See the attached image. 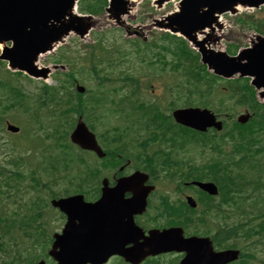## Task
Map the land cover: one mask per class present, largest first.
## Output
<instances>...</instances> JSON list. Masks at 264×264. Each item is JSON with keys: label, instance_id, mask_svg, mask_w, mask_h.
<instances>
[{"label": "water", "instance_id": "95a60500", "mask_svg": "<svg viewBox=\"0 0 264 264\" xmlns=\"http://www.w3.org/2000/svg\"><path fill=\"white\" fill-rule=\"evenodd\" d=\"M78 0H0V43L13 41L12 48L6 47L0 60L9 61L13 70H23L33 76L46 77L49 70H38L35 62L41 53L53 48V43L61 40L70 31L84 37L90 28L89 19L76 14ZM112 7L123 6L126 0H111ZM170 0H158L159 6ZM264 5V0H182L180 12L167 18V24L173 33L184 35L202 55V62L207 64L215 74L225 78L253 77L252 84L258 90L264 88V38L256 36L251 48L242 51L237 57H230L223 51L216 52L206 47L209 36L199 41L198 36L205 34L206 29L212 32L215 26L222 28L219 19L223 14H236L238 7L252 9ZM118 7V8H119ZM83 91V89H80ZM264 98V92L260 94ZM176 121L184 126L206 131L215 127L222 129V123L208 110L182 109L174 113ZM250 115L239 118L246 123ZM17 131L15 128H10ZM74 142L83 148L98 151L101 155L95 136L83 124H79L72 135ZM147 176L137 173L119 182L115 189H105L102 199L96 204L84 203L83 196L53 201L55 207L68 215V223L62 235H56L50 255L58 264H102L107 260L106 254L111 247L125 243L124 239L131 236L133 215L146 208V198L152 188L145 187ZM209 190L212 185H200ZM133 192V197L124 199L126 192ZM119 219V220H118ZM109 220V221H104ZM114 220V223L110 222ZM110 231H112L110 233ZM126 232L123 235V232ZM177 230L167 231L164 245L167 250L179 249ZM106 250H108L106 252ZM123 253L127 259L135 257L134 252ZM106 252V253H105ZM110 256V254H109ZM108 256V257H109ZM39 264H46L44 261Z\"/></svg>", "mask_w": 264, "mask_h": 264}, {"label": "trees", "instance_id": "16d2710c", "mask_svg": "<svg viewBox=\"0 0 264 264\" xmlns=\"http://www.w3.org/2000/svg\"><path fill=\"white\" fill-rule=\"evenodd\" d=\"M104 4H106L105 0H84L83 9L91 13H99L103 10ZM237 22L249 27V29L264 34V18H260L255 14L241 16L237 18ZM173 52L178 64L173 66L172 69L183 73L186 78V86L189 92L186 103H189L194 92L198 94L197 96L204 99L205 96L202 90L208 89L210 92H219L217 95L218 99L211 102V105H217L219 110L226 108L231 103L233 104V110L243 107L255 113L254 119L249 124L240 125L236 121H233L223 134L203 135L181 127L180 130H183V133H174L172 129L171 138L176 139L178 143L189 144L191 142L190 138L200 136L197 142H201L202 147L210 146L213 152L219 155L225 154L223 159L217 160H214V156H212L209 164L200 166V168L211 170L229 168L230 158L226 154L228 153V149L232 150V164L235 178L233 187L234 198L239 197V200L236 199L234 202L235 204L240 203V198L244 194L243 199L245 200L243 201L246 206L242 208V217L244 219L241 220H248V226L243 230L236 228V232H264V211L255 212L251 202L253 201V197L250 194V190H255L256 188L259 196L264 198V105L257 102L255 90L249 85L248 79L225 80L223 88L225 89V93L217 83L219 78L214 76L211 78L206 77V68L200 65L199 56L195 52L190 51L183 43H179ZM99 90L101 91V88ZM101 101V99L97 98L91 99V108H99ZM62 160L64 161L63 166L58 164L59 160L53 161L50 158H41V172H38L36 169H28V175H31L33 182L32 189L36 191V195L35 198L29 195L25 196V203L21 210L9 212L0 207V250L7 254V260L3 262L4 264H24L40 258L37 247H43V244L46 242L45 220L47 219V215L45 211L49 207V203L37 195L38 189H42L41 194L48 192L49 198L55 197L57 194L53 190V187L59 183L58 178L64 175L63 179L66 180V187L63 188L64 192L68 191L67 188L75 185V180H81V176L83 177L82 169L80 172H77L76 168L73 170L71 166V161L73 160L70 157L67 156L66 159ZM81 162L83 161L81 160ZM9 164L16 167L14 172L9 173L14 174L20 180L11 189H15L17 193L22 192L19 191V185H21V180L25 178V174L21 172L20 168L27 167L29 164L23 157L13 158V161ZM153 164L152 168L160 166L157 161H154ZM163 166H170V164L164 160ZM190 167L196 168L198 166L191 165ZM49 170L52 171L50 172ZM5 172H7L6 169L0 172V181H2L0 185L2 186L5 182L1 177H3V173ZM44 176L49 177L45 182L42 179ZM189 178L200 180L206 178V176L202 175L198 177L195 175ZM51 180H53V183H50ZM29 187L31 188V186ZM20 197L22 199V195ZM10 198L12 199L13 197ZM255 201L264 200L257 199ZM16 203L20 202L16 201ZM239 210L241 208H236V211ZM254 220H258V222L256 223ZM50 239L47 243H49ZM34 246H36V250Z\"/></svg>", "mask_w": 264, "mask_h": 264}, {"label": "rangeland", "instance_id": "374dc122", "mask_svg": "<svg viewBox=\"0 0 264 264\" xmlns=\"http://www.w3.org/2000/svg\"><path fill=\"white\" fill-rule=\"evenodd\" d=\"M134 1H135V6H133L131 13L124 17L126 24L125 23L123 24V28L115 26V24L108 18V16L102 15L101 17H96L95 27H94V29L91 30V32L89 33V35L87 36V38L85 40H82L73 34V35L69 36L70 38H67L64 43L60 44L57 47V49L55 50V52H52V54H50V55H46V56L43 55L39 60V66L50 69V75H49L48 79H44V80L43 79H40V80L32 79L29 81V80H27L28 78L26 76H23L20 74L9 73L6 69H3L0 67V81L4 80L5 78L8 80L11 79L16 83H19L20 86L22 87V89H24L25 91H27L31 94H35L37 91H39V89L37 87L41 86L42 84L49 85V86L54 85L56 83L57 77L59 76L58 74L60 72H62L63 69H66L65 65L64 66L54 65L56 62L55 60L59 56H61L66 50L68 51L69 49H70V52H67V54L68 55L70 54L74 58V60H76L78 57H83L84 54L86 55V51H88L87 47L92 46L95 43L94 40L96 39V37H98V32L106 31V32H104L105 33L104 39H105L106 44L107 45L114 44L113 47L116 44L117 46H121V49H123V50H130L131 46L127 42L130 40H135V39H139V41H141V42L146 41V43H152V42L157 41V42H160V44H162V40L160 39V36L164 34V31L160 30L156 26V23H155L156 19L159 20L163 16H166L169 13H172L173 11H175L177 9L178 2L173 1V2H170L168 4H165L162 8H156L153 0H134ZM241 13L242 12H240V14ZM222 22L226 26V29L224 30V32L220 31L222 39L220 41H218L217 43L212 44L211 45L212 48H214L216 50H218L219 47H221L222 49L223 48L227 49L229 47V45H231V44L238 45L240 48H245L248 46L254 32L238 26L237 23L235 22V16L225 15L223 17ZM125 26L129 30H133L134 34L137 30H139L138 35L128 33L125 30ZM130 35H132V37ZM135 42H137V41H131V43H135ZM167 45H168V43H167ZM113 47H112V49H107V47H105L103 44L91 47L89 54L86 56L85 64H87V60L89 58L88 56H92V55H95L96 57H104V58H107L109 60H117L118 56L115 54V50L113 49ZM63 49H65V50L61 51ZM148 54H150V53H148ZM134 58H136L135 54L128 56L129 60L134 61ZM129 60H127V59L125 60L124 65L120 66L116 75L118 74L119 71H125V72H129V73H133L135 71V69L137 68V70L140 71V75L149 76V75H152L154 73V71H156L157 69L162 67L161 64L149 65L148 63H146V64H141L139 66L140 68L137 66V67H134V69L132 71H130L132 66H134V65H131ZM147 60H148V58H147ZM165 60L170 65V63L172 61V57L170 55H168V56H166ZM79 63L81 65H84V62L82 59L79 60ZM169 65L165 66L163 74H159L161 76V78L166 80L172 76L170 79V82L174 86L178 82H184L186 80V78L182 75L172 74ZM66 76L69 77L71 81L77 79L76 76L74 75V71L71 68H68ZM108 77L112 80H109L108 81L109 84L105 85L103 92H102V95L96 92L94 94V97L102 100L99 104V108L110 111L112 109L119 107V104L115 101V99H118V98L122 97L123 95L115 91L114 84H112L113 79H114L113 76L109 74ZM86 79H87V77L85 76L84 80H82L83 84L82 83H80V84L86 86V88L93 87L95 85V82L92 79H88V80H86ZM152 83H153V81L151 79H147L145 82V84H147L149 86H151ZM153 84L156 86V89L154 91L153 90L152 91L147 90V94L145 96L151 100H153V98H155L156 96L158 99H161V100L163 99V96H167L171 102V94L170 93H172V91H168L164 87V84L161 80H158V81L154 82ZM12 85H13V82H12ZM0 90L4 94L9 96V94H10L9 86L0 85ZM64 91L68 97V92L65 89H64ZM181 93L184 94L186 92L182 91ZM176 98H177V96H176ZM0 101H5L4 97L0 96ZM6 103H9V100H6ZM75 103H77V105L80 107H82L84 105L82 102H78V101H75ZM141 103H146V102L135 101V105L139 108L141 106ZM66 104H68L67 101H66ZM177 104L179 106L178 108L186 107V106L182 105L183 104L182 101H178ZM27 109H29V108H27ZM73 113H75V112H73ZM222 115H225V114H222ZM1 116H3V115H1ZM77 118H78V114L76 113V118H72L69 121V123L67 125V131H61L64 123L56 125V127L58 128V132H59L58 134L62 135V137H60V135H59L56 144L72 146L71 148H69L67 150H63V148L60 150H56V152L59 153L57 156H63L62 155L63 152L72 153V155H69L70 157H79V156L84 155L83 152L79 148L74 146V144L70 138V134L75 127V123H76ZM8 121L12 124H16L11 119H8ZM20 123H21L20 124L21 127L24 130V134H25V131H27V133H29L28 123H24L23 119H21ZM16 125H18V124H16ZM12 140H13V134L6 132V131H3V130H0V161H3L4 160L3 158L5 156L9 157L10 153L8 150V147H9L8 144L12 143ZM37 143L45 144L46 140L41 139V138H38V140H32L30 138L29 140L22 141L21 147L23 149H29V150L34 152L33 146L36 145ZM40 175H41V173H40ZM42 179L46 181L47 179H49V177L44 176V178H42ZM30 183H31V180H29V179L27 180V182H25V184H30ZM62 185L64 187H66L64 184H62ZM22 191H24V189H22ZM14 206L15 205H8L9 208H12ZM54 215L57 217V219L55 218ZM58 220H60V218L56 214H52V213L50 214L49 220H48L50 223H49L48 228H50L53 231L52 233L58 232L59 229L62 227V222H59ZM3 258H4V256L0 252V263L2 262ZM44 259L46 260L47 264H56L49 257L44 258ZM117 264H125V263L118 262Z\"/></svg>", "mask_w": 264, "mask_h": 264}, {"label": "flooded vegetation", "instance_id": "af4514ba", "mask_svg": "<svg viewBox=\"0 0 264 264\" xmlns=\"http://www.w3.org/2000/svg\"><path fill=\"white\" fill-rule=\"evenodd\" d=\"M144 112H141L142 117ZM134 123L143 128L142 134L145 135L152 132H145L144 127L159 126L162 122L152 120L147 123ZM159 133H161V129ZM146 139L152 144L147 148L148 153L154 154L157 144L153 140V136ZM99 144L102 149H106V141H99ZM118 155L121 156L120 153ZM103 166L100 175L108 179L110 187H114L122 177L130 176L138 171V169L129 168L130 164L127 168L117 170L107 169L105 165ZM181 173H184V170H149L150 184L156 187L154 196L149 198V211L153 216H148L151 214L148 211V214L135 217L136 224L143 230L146 237L152 231L160 232L171 228H180L183 237L180 250L148 257L139 264H264L262 243L259 242L257 245L255 242H246L243 245L236 242L232 220H200L202 213L200 209H197L199 205L196 212H193L186 202V198L192 196L199 203L198 195L200 193L195 190L187 191L184 179L180 178L177 184H164L169 181L164 177L179 174L181 176ZM101 189L102 187L100 191ZM125 197L130 198L131 194L127 193ZM139 242L141 243L143 240ZM131 246L127 245L128 248ZM235 250L238 251L237 259L232 260L231 256L220 258L222 253Z\"/></svg>", "mask_w": 264, "mask_h": 264}]
</instances>
